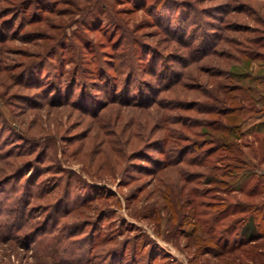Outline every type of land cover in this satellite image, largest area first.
Wrapping results in <instances>:
<instances>
[{"label":"rangeland","instance_id":"rangeland-1","mask_svg":"<svg viewBox=\"0 0 264 264\" xmlns=\"http://www.w3.org/2000/svg\"><path fill=\"white\" fill-rule=\"evenodd\" d=\"M237 204L264 214V0H0V264H246Z\"/></svg>","mask_w":264,"mask_h":264},{"label":"trees","instance_id":"trees-1","mask_svg":"<svg viewBox=\"0 0 264 264\" xmlns=\"http://www.w3.org/2000/svg\"><path fill=\"white\" fill-rule=\"evenodd\" d=\"M236 149L237 148L235 146L232 147L231 153L234 154L235 151L237 152L238 150H236ZM238 212H247V213H250V215H248L246 217V219L243 220L244 223L242 224V228H241V231L239 234L241 237L240 241L238 243H233L231 245V247H227V245L223 246L224 249H230L231 248V253H233L237 250H240L241 248H243L244 246H246L248 244L256 242L262 236V232L260 231V225L264 220V214L260 215L259 208L254 207V206H248L247 207V205L246 206L244 205V207H243L239 204H237L236 207L231 206V216L235 215ZM233 227H234V223H231V229ZM216 246L218 247V249L220 248V245H216ZM216 246H215V248H216ZM209 248L212 249V247H209ZM222 251H226V250H222ZM249 252H251V253H249ZM249 252H247V251L245 252L246 254H248L247 259L249 260L248 263H246V264H264V255L262 254L261 251L259 253L258 249H256L254 252H252V251H249Z\"/></svg>","mask_w":264,"mask_h":264}]
</instances>
